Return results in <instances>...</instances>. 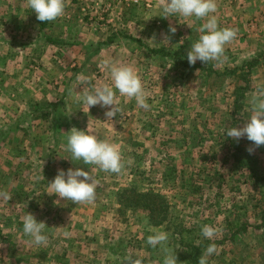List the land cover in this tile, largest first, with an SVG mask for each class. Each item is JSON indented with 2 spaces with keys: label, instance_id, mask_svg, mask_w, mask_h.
<instances>
[{
  "label": "rangeland",
  "instance_id": "1",
  "mask_svg": "<svg viewBox=\"0 0 264 264\" xmlns=\"http://www.w3.org/2000/svg\"><path fill=\"white\" fill-rule=\"evenodd\" d=\"M14 1L19 0L7 2L13 4ZM165 1L65 0L64 14L54 20L51 28L44 30L52 35L50 38L55 46L61 41L67 44L65 50L57 46L53 55L45 53L46 57L38 59L44 63L50 60L62 63L64 67L61 68L67 75L64 84L72 82L77 85V78L83 77L92 87L89 82L98 74L95 64L101 61L100 54L106 56L112 52V49L107 52L104 48L117 45L124 47H121L122 52L125 48L133 50L128 58L121 52L116 54L117 57L112 54L111 61L113 65H130L136 70L150 107L145 110L135 99L124 97L118 102L119 114L111 120L105 116L108 109L99 105L88 109L78 101L77 94L71 97L70 104L59 101L62 107H54V111L61 113L65 125L59 133L34 129L29 137L17 134L18 139L23 140L21 145L33 146V153L30 154L27 148L20 150L19 154L15 149V152H2L0 193L6 192L9 198L0 197V208L6 205L0 219L7 221L0 230V264H131L136 259H147L142 264H164L168 255L178 257L165 242L156 247L147 244L148 236L157 232H164L168 237L170 228L152 227L145 211L120 204L121 191L132 185L138 190L152 188L164 194L175 207L174 217L182 221L181 225L187 224L197 239L204 238L202 228L206 225L216 229L215 235L218 236L222 233L218 225L226 218L233 219V222L249 219L253 225L257 223L253 214L260 210L261 198L258 197L257 202L253 198L261 186L254 177L264 179V145L257 147L246 136L239 140L232 138L243 147V163H239L231 160L233 157H227L229 154L225 149L229 147V140L219 133H225L228 128L243 127L253 114V96L264 90V0H245L244 7L248 10L246 25L242 29L232 28V21L227 17L238 11V4L235 2L226 7L223 1L227 0H221L220 14L216 18L219 24L225 25L218 27L235 29L240 40L235 38L226 44L219 61L202 63L198 60L194 65L189 64L187 54L202 35L199 28L206 21L198 26L188 18L185 28L178 30V37L183 39L175 41L171 38L173 36H168L167 23L159 20ZM3 3L0 7L5 11L0 12V16L14 19L24 14V5L13 6L7 11ZM128 17L132 20L129 21ZM118 32L131 35L128 45L122 37L111 45L110 39ZM1 35L0 47L18 52V57L24 54V48L36 44L31 36H12L2 43L4 35ZM46 46H52V43H46ZM150 49L161 52L152 53ZM251 62H254L253 66ZM84 63L90 64L87 72L82 69ZM59 76L60 84L63 77ZM241 86H247L245 97L241 98L235 111L234 96ZM77 90L81 89L77 87ZM24 105L27 106L24 103L18 110L22 109L23 117H27L22 123L27 124L32 112ZM68 106L70 109L66 114L63 111ZM38 121H45V118L40 117ZM81 123L83 127L80 129ZM67 125H70L69 129ZM75 126L88 130L100 140L118 145L122 170L119 173L105 172L97 166L72 160L67 151V137ZM213 137L218 139L219 145L215 144ZM171 140H177L178 146L171 147L168 143ZM222 143L227 147L222 148ZM30 155L38 157L33 165ZM69 168L89 172L94 169L99 187L94 202L69 203L72 212L68 219L69 214L63 216L54 203L58 198L54 200L55 197L46 193L50 191L46 183L48 177L55 178L59 169L67 171ZM183 173L185 179L196 178L193 182L197 191L183 187L178 179ZM211 176L214 182H206L205 178ZM18 193L19 200L16 199ZM244 196H247L245 200H240ZM213 201L214 206H209ZM61 203L62 199L59 205ZM234 205L238 208L233 215L217 210L222 208L225 211ZM26 212L46 224L45 244L35 245L24 234L23 216ZM241 238L242 241L233 245L216 246L208 263L264 264V233L249 230L245 238ZM68 249L71 254L63 258L64 250Z\"/></svg>",
  "mask_w": 264,
  "mask_h": 264
},
{
  "label": "clouds",
  "instance_id": "2",
  "mask_svg": "<svg viewBox=\"0 0 264 264\" xmlns=\"http://www.w3.org/2000/svg\"><path fill=\"white\" fill-rule=\"evenodd\" d=\"M28 6L35 12L37 20L41 22L53 21L65 12V0H28ZM215 11V0H167L162 6L164 18L183 17L198 20L206 18V22L199 28L202 35L191 45L187 54L190 65H194L198 60L202 63L219 61L224 55L225 45L237 36L235 29L218 27L217 18L212 15ZM169 31L175 33L176 28L170 27ZM164 40L168 41L167 38ZM103 63L109 67L112 84L87 87V79L78 77V87L81 89L82 95H79L77 99L87 105L88 109L96 105L108 109L105 116L111 120L120 111L117 92L122 97L135 99L140 108L148 110L150 105L146 102L142 81L136 70L130 65H111L107 60ZM252 103L253 114L245 125L228 128L225 134L236 140L246 136L249 141L259 147L264 145V90L253 96ZM68 133L67 151L71 153L72 160L97 166L105 172L119 173L122 170L123 163L118 145L107 140H100L88 130H80L76 127H73ZM251 150L249 149V151ZM93 173L94 169H91L90 172L81 168H69L67 171L59 169L55 178L48 182L50 192L46 193L55 194L59 198L54 201L57 205H59L60 199L73 203L94 202L99 182ZM0 196H3L4 199L9 198L6 192L0 193ZM45 226L46 224L43 221H38L32 213L26 212L23 216V232L31 238V242L35 245L46 243ZM215 233L216 229L211 226L206 225L202 228V235L207 239H212ZM167 239L166 233L157 232L148 236L147 244L156 247L166 242ZM215 252V244H210L201 255L199 264H208V258ZM176 262V255H168L164 264H176ZM131 264H142V260L136 259L131 261Z\"/></svg>",
  "mask_w": 264,
  "mask_h": 264
},
{
  "label": "crops",
  "instance_id": "3",
  "mask_svg": "<svg viewBox=\"0 0 264 264\" xmlns=\"http://www.w3.org/2000/svg\"><path fill=\"white\" fill-rule=\"evenodd\" d=\"M7 1L10 0H0V6H3L1 2H4L3 4L7 8V11L10 10V8H13V6H23L24 14H20L14 17L10 16H0V23L2 26V29H0V37L3 34L2 37V43L3 40H8L9 37L14 36H25V37H34L35 43H31V46L29 48H24V54H21L20 57H18L19 53L12 51L11 49H7V47H0V161H2V152L5 150V152H12V150H17V153L19 154L20 150H25L26 148L29 149L28 152L30 154L33 153L32 147H26L25 145H21L23 143V140L21 141L18 139L17 134L22 135H28L31 134V132H34V129H46L49 133H59L60 128L64 127V123L62 122L61 113L59 114L57 111H54V107L59 105V101H68L69 104L71 102V97L74 95H81V90H77V85H73L72 82L67 83L64 81L67 79L66 72L62 69L64 66L61 63H58L56 61H47V63L42 62V57H46L45 53L48 54L51 52V55H53V52H55L57 49L55 47H63L67 45L63 41H59L60 43H57L55 46L54 40H52L50 37L51 34L44 30L48 28H51L50 26L53 25V21H47V22H41L37 20L36 14L32 12V10L28 6V0H19L14 1L13 4H9ZM220 1V2H219ZM167 0L165 1V3ZM238 4V11H234L233 13H230L229 18L230 21H232V28L234 26H237V28H245L246 21L245 16L247 15V10L244 7L245 6V0H227L223 1V4L225 3L226 7H230V4L233 3ZM164 3V4H165ZM215 3L218 4V11L221 7V0H215ZM217 6V5H216ZM216 9V10H217ZM29 10L31 11V14L29 13ZM5 11L2 7H0V12L2 13ZM160 11V9H159ZM217 11H215L212 15L215 17H218L220 14V11L218 12V15H216ZM34 16V17H33ZM129 21L132 20V18H129ZM206 19V18H205ZM205 19H195L192 18V22L198 23V26L200 25V22L206 21ZM159 20L162 23H167L168 28L175 27L176 31L175 33H172L169 31L170 34L168 36H173L171 38H175V41L181 40L183 38L178 37L180 34V31L185 28L186 23L189 21L183 17H168L164 18L162 14V8L159 12ZM175 24L171 23L173 21ZM188 21V22H187ZM38 23V25H36ZM9 24L11 27H6ZM219 24V23H218ZM234 24V25H233ZM6 25V26H5ZM166 24H164L165 26ZM225 24H219L218 26H223ZM166 27V26H165ZM26 32V33H25ZM166 32V31H165ZM22 35H21V34ZM6 36V37H5ZM131 35L123 34V32H118L115 35H113V38L110 39L111 45H115L116 40L119 37H122L123 40H125V45L128 41V39H131ZM239 34L237 31L236 39L237 41L240 40ZM5 37V38H4ZM34 42V41H33ZM8 43V42H6ZM46 43H52V46L47 47ZM54 43V44H53ZM121 47L123 46H117L114 47L108 46L104 48L107 52L112 49V52L110 55L103 56L101 55V61L99 63H96L97 65V72L94 77V81H90V86H100V85H111V77H110V70L109 67H106L104 65V61H110V64L112 63V54H118L119 52L124 53V56L126 58L130 57L129 54H132V51L130 48H125L123 52L121 51ZM124 48V47H123ZM3 49V51H1ZM115 49L116 51H113ZM102 49V51H104ZM134 53V52H133ZM241 55V53H239ZM117 57V56H116ZM132 57V56H131ZM18 60H15L17 59ZM96 60V59H95ZM114 60V59H113ZM127 61V60H126ZM60 67V70H59ZM62 67V68H61ZM85 71H89L87 69H90L89 63H84L83 68ZM99 71H101V74H99ZM59 75H62L63 79L60 80V84L58 82V78H61ZM60 85V86H59ZM64 87L63 90L59 89L60 87ZM75 87V88H74ZM89 87V84L88 86ZM58 89V90H57ZM78 91V92H77ZM118 97V102H122L123 98L119 95V93H116ZM78 97V96H77ZM24 101V102H23ZM80 101V100H78ZM26 103L29 108H31V115L29 116L30 120H27V124H23V119H26L27 117H23V113L21 112L22 109L18 110V107H20L22 104ZM27 107L26 105H24ZM24 107V108H25ZM66 109V111L64 110ZM64 113L68 114L70 107H64ZM72 114H76L74 111H72ZM119 114V113H117ZM117 116V115H116ZM116 116L114 118H116ZM40 117H44L45 121H38ZM113 119V118H112ZM30 121V122H29ZM63 125V126H62ZM70 126V125H69ZM69 126L67 125L68 129ZM77 128V126H75ZM82 123L79 125V128L81 129ZM63 132L65 130H62ZM29 139V138H28ZM18 140V141H17ZM25 142L27 139L24 140ZM27 143V142H26ZM16 145V146H15ZM11 148V151L9 149ZM20 148V149H19ZM14 151V152H15ZM30 155L29 157H31ZM37 155H34L33 161L31 164L33 165L34 162H37ZM5 176V175H3ZM6 177V176H5ZM1 179V178H0ZM7 179V178H6ZM54 178L48 177L46 185L49 187L48 182L52 181ZM47 187V188H48ZM50 192V191H48ZM49 196V194H48ZM3 197V196H0ZM19 200V193L16 196ZM54 200L58 198L55 194L52 195V198ZM59 199V198H58ZM61 205H57L58 210L60 213L63 214V216L68 215V219L70 218V214L72 212L71 205L69 204L71 201H66L62 199ZM80 203V202H79ZM72 204V203H71ZM80 205V204H79ZM79 207V206H78ZM6 205L4 207L0 208V216L3 217L2 211L5 210ZM7 221L0 219V230H3L6 225ZM149 224V223H148ZM152 226V225H151ZM154 227V226H152ZM246 236V235H245ZM245 236L242 238H245ZM241 238V239H242ZM167 245V242H165ZM64 245V244H63ZM71 254V251L69 249L63 252V258H68V256ZM214 258V257H213ZM147 262L146 260H142ZM149 261V260H148ZM234 262H236L234 260Z\"/></svg>",
  "mask_w": 264,
  "mask_h": 264
},
{
  "label": "trees",
  "instance_id": "4",
  "mask_svg": "<svg viewBox=\"0 0 264 264\" xmlns=\"http://www.w3.org/2000/svg\"><path fill=\"white\" fill-rule=\"evenodd\" d=\"M113 38V37H112ZM150 52L152 53H159L161 52L159 49H150ZM251 66L254 65V62H251ZM234 72V71H233ZM246 87L241 86L238 89V92L234 96V109L235 111L238 110L239 102L241 101V98L245 97V89ZM243 91V92H242ZM226 133V132H225ZM225 133H219L220 136L225 137L229 147H227L226 143H222L221 147H227L225 149L226 152H228V156L230 158L233 157L231 160H235L239 163H243L242 160V153H243V147L241 144L235 142L230 137H227ZM213 140L215 141V144H220L218 139L216 137H213ZM171 147L178 146V141L171 140L168 142ZM213 156V155H212ZM214 158V156H213ZM212 158V159H213ZM227 158V159H229ZM171 161V160H170ZM173 162V159L172 161ZM199 164V163H198ZM175 170V169H174ZM178 176V175H177ZM185 179L184 173L178 176V179L182 184H184L183 187H187L188 190L191 191H197L196 186H194V180L196 178L191 179ZM213 177H206L205 181L208 183L214 182L211 180ZM254 180L256 182L260 183L261 190L259 193L253 198L258 201V197L261 198L260 200V207L258 213H254L253 215L257 218V223L253 225L249 219H246L244 221H240V219L233 222V219L226 218L224 219L223 223H219V227L221 228V232L218 236H214L212 239H197L193 233L192 229L187 226V224H182V221H178L177 218L174 217L173 209H175L174 206H172L167 199V197L162 194L158 193L157 191L153 190L152 188L148 191L138 190V188L134 185L125 188L121 191L120 197V204H124L128 208H140L143 211L146 212L148 216V222L150 225L154 227H161L166 226L167 228L171 229V234L168 236L167 239V246L170 251H173L178 255L176 264H199V259L205 249L210 244H215V246H225L229 243L233 245L235 242L237 243L239 238L242 236L244 237L246 233L249 232V230L257 229V231L261 230L262 233H264V179H257V177H254ZM258 180V181H257ZM194 186V187H193ZM187 190V191H188ZM202 192V191H201ZM247 196L241 197V199L246 198ZM252 199V201H253ZM213 200H215L213 198ZM245 200V199H244ZM209 203V202H208ZM214 206L213 202H211ZM125 207V208H126ZM245 207V206H244ZM237 206H232L231 209H226L225 211L222 210V208H218L219 213H227L230 212V215H233L235 213V210L237 209ZM231 210V211H230ZM233 211V212H232ZM259 218H258V217ZM224 224V225H223ZM210 259L208 260V262ZM209 264V263H208Z\"/></svg>",
  "mask_w": 264,
  "mask_h": 264
}]
</instances>
